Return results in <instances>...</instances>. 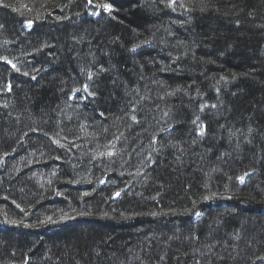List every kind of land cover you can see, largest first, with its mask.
I'll list each match as a JSON object with an SVG mask.
<instances>
[{"label":"trees","instance_id":"16d2710c","mask_svg":"<svg viewBox=\"0 0 264 264\" xmlns=\"http://www.w3.org/2000/svg\"><path fill=\"white\" fill-rule=\"evenodd\" d=\"M0 264H264V0H0Z\"/></svg>","mask_w":264,"mask_h":264},{"label":"rangeland","instance_id":"374dc122","mask_svg":"<svg viewBox=\"0 0 264 264\" xmlns=\"http://www.w3.org/2000/svg\"><path fill=\"white\" fill-rule=\"evenodd\" d=\"M92 7L95 9L96 8V11L93 12V14H95L96 16L99 15L100 11L103 9V10H106V11H110L111 8L109 6V4H107L106 2H100L99 5H94L93 2L91 3ZM104 5H108V8L106 9L104 7ZM220 113H223L222 111H219L218 114ZM233 155H236L235 153H233ZM246 177L243 178V181L245 180ZM260 182V181H259ZM261 184V182H260ZM247 218V220L249 219L250 216H245ZM247 223V221H245Z\"/></svg>","mask_w":264,"mask_h":264},{"label":"snow or ice","instance_id":"6c2138e0","mask_svg":"<svg viewBox=\"0 0 264 264\" xmlns=\"http://www.w3.org/2000/svg\"><path fill=\"white\" fill-rule=\"evenodd\" d=\"M104 7L107 9L108 5H104ZM241 182H243V178L241 177Z\"/></svg>","mask_w":264,"mask_h":264}]
</instances>
